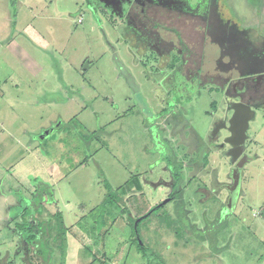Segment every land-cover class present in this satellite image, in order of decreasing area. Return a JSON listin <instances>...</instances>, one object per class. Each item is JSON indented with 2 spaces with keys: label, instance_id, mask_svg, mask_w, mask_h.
I'll list each match as a JSON object with an SVG mask.
<instances>
[{
  "label": "rangeland",
  "instance_id": "obj_1",
  "mask_svg": "<svg viewBox=\"0 0 264 264\" xmlns=\"http://www.w3.org/2000/svg\"><path fill=\"white\" fill-rule=\"evenodd\" d=\"M236 7L244 20L264 24V0ZM2 21L0 37L19 48L0 44V215L20 197L32 207L43 200L53 224L60 210L69 228L66 264H264V107L250 122L229 206L227 153L188 131L191 148L163 122L175 109L179 129L191 121L204 135L168 88L164 98L160 72L145 67L151 54L129 51L120 18L87 0H0ZM206 46L205 66L223 73L219 48ZM107 184L118 191L114 203H104ZM156 204L140 220V250L131 221ZM14 229V221L0 220V264H29ZM56 243L47 264L61 262Z\"/></svg>",
  "mask_w": 264,
  "mask_h": 264
},
{
  "label": "flooded vegetation",
  "instance_id": "obj_2",
  "mask_svg": "<svg viewBox=\"0 0 264 264\" xmlns=\"http://www.w3.org/2000/svg\"><path fill=\"white\" fill-rule=\"evenodd\" d=\"M87 1L90 7L103 10L109 18L117 16L123 21L128 32L125 37L131 40L129 51L137 55L139 49L146 55L151 54L147 56L145 67L147 71L160 72L159 90L167 94L164 98H169L170 93L165 90L168 88L175 94L173 98L182 102V112L197 117L191 120L198 119L201 132L205 130L204 135H199L194 125H189L191 121L179 129L173 121L178 112L172 109L162 120L164 123L168 120L174 126V135L180 136L182 142L192 148L193 143L186 135L189 131L191 135H197V139L206 141L207 148L212 146L217 152L222 147L231 162L232 155H228V150L232 147L223 144L230 134L227 128L232 111L228 106L242 99L256 111L264 107V68L260 69L259 54L255 51L259 44L257 40L264 37V24L244 20L236 7L238 0ZM253 2L256 0H251ZM207 43L219 48L215 61L223 73L212 74L205 66ZM243 43H249L246 45L253 48L250 60L241 48ZM243 72L256 73L246 75ZM230 73L233 76L227 79ZM212 85H216L215 89ZM224 131H227L226 135ZM239 148L237 146L233 151L237 157L233 164L231 162L232 167L245 159L243 155L248 157L247 145L242 153L238 152ZM228 189L231 194L233 185L228 184Z\"/></svg>",
  "mask_w": 264,
  "mask_h": 264
},
{
  "label": "trees",
  "instance_id": "obj_3",
  "mask_svg": "<svg viewBox=\"0 0 264 264\" xmlns=\"http://www.w3.org/2000/svg\"><path fill=\"white\" fill-rule=\"evenodd\" d=\"M246 75H250L252 73L256 72H243ZM131 183V182H130ZM128 183L127 187H130L131 184ZM176 183H179L176 182ZM134 184V183H133ZM138 189H140L141 183L136 182L135 184ZM108 187V194L104 200V203L108 202H115L116 199H118V191H115L112 189V187L107 184ZM36 191L33 192L35 194ZM170 194L171 197L174 196L173 191ZM120 198V197H119ZM122 198V196H121ZM43 200L40 202L39 207H32V205H25L21 209L20 212H18L14 219L15 223V230L19 233L21 236V239L24 240L27 246V250L25 251V255L29 258V264H47L50 261V258L52 257L53 252L55 251V243L57 240H61L60 243H56V246L60 248L61 253V262L60 264H66V256H67V231L68 227L65 226L64 220H63V214L62 212L56 211L55 217L56 223L53 224V221L51 222L50 217L46 218L43 217L45 205L43 204ZM229 204V202H228ZM42 206V207H41ZM160 205L156 204L154 205L150 211H148L145 215L140 214L138 216L139 220L136 225H134L135 220L137 217H134L132 219L133 229L138 233V240L141 239L139 235V223L140 220L144 217H148L152 212H154ZM261 215L264 216V207L261 210ZM55 228L57 230V233L53 234L52 229ZM137 245L139 246V249L145 248V243L141 239V242H137ZM30 253V254H29Z\"/></svg>",
  "mask_w": 264,
  "mask_h": 264
},
{
  "label": "water",
  "instance_id": "obj_4",
  "mask_svg": "<svg viewBox=\"0 0 264 264\" xmlns=\"http://www.w3.org/2000/svg\"><path fill=\"white\" fill-rule=\"evenodd\" d=\"M228 110L232 111L231 118L229 120V127L227 128L230 134L225 137L223 144L225 146H230L228 150V155H232L231 162L232 164L236 160L237 154H235L233 151L237 146H239L240 150L239 153H242L244 149L246 148V141L248 139V129L250 127V122L255 118L256 116V109L251 104L246 103L242 99L234 101L232 105L228 106ZM55 126H52L51 128L47 129L45 131V134H42L39 136L40 138H43L46 135H50V132ZM245 157V155H244ZM246 162V159L241 160L236 164V166L233 167L232 170V180L231 185H233L234 191L231 192L230 198H229V206H232L234 204L237 189L240 185L241 180V169L244 167ZM167 201V200H166ZM139 220V219H138ZM138 220L136 221V224L138 223Z\"/></svg>",
  "mask_w": 264,
  "mask_h": 264
},
{
  "label": "crops",
  "instance_id": "obj_5",
  "mask_svg": "<svg viewBox=\"0 0 264 264\" xmlns=\"http://www.w3.org/2000/svg\"><path fill=\"white\" fill-rule=\"evenodd\" d=\"M11 22H12V24L14 23L13 22V20H12V18H11ZM1 23H2V28H3V26L5 25V23L2 21V22H0V25H1ZM246 32V31H245ZM257 35V34H256ZM257 36H259V35H257ZM1 39H0V44L1 43H3V42H9V44H11V48L13 49V51L14 52H16V50H17V48H19V43L18 42H16V40L14 39V38H12V37H10L9 39H6L5 37H0ZM258 41V49L257 50H255L256 52H257V54H259V67H260V69L262 68V67H264V65H263V60H264V37H262V38H260V39H258L257 40ZM246 44H249V43H243V44H241V48H242V50H244V54H245V56L248 58V60H250L249 59V55L251 54H253V52L254 51H252V47L250 46V45H246ZM237 49V48H236ZM19 50V49H18ZM20 51V50H19ZM17 52V54L19 55V56H22L21 54H20V52ZM24 54V53H23ZM1 58V57H0ZM22 58L24 59V61H26V60H29V64H31L32 63V65L34 66L35 64V60H34V58L32 57V56H30L28 53H26L24 56H22ZM246 60V59H245ZM2 60L0 59V62H1ZM243 62H244V64H245V61L243 60ZM1 64V63H0ZM2 68V65H0V69ZM262 70V69H261ZM218 73V72H217ZM217 73H215V72H213L212 74H217ZM233 76V73H230L229 75H227V79H230L231 77ZM213 87L212 88H214L215 89V87H216V85H212ZM2 95H4L3 93H1ZM3 183V182H2ZM13 188H14V186H12ZM36 190V189H35ZM14 191H16L15 189H14ZM24 195V194H23ZM25 197H26V195H24ZM1 197H4V193H2V196ZM21 200V197H20V199L18 198V200L16 201V202H10V201H8L11 205H8L7 204V207L6 208H8L7 210H3V212H2V214L0 215V220H8V221H13V220H15L14 219V217H15V215H14V213L15 214H17L18 212H20L21 211V209L23 208V206H25V205H27V204H24L23 205V202H21L20 201ZM17 204H19V205H17ZM6 205V204H5ZM4 205V206H5ZM22 205V206H21ZM10 209V210H9ZM12 210H14V212L12 213ZM0 213H1V210H0ZM5 214H6V216H5ZM12 216V217H11ZM195 227H197L196 225H195ZM197 229H199V228H197ZM207 229V228H206ZM206 229H204L203 231H204V235L206 234ZM15 230V229H14ZM202 231V230H201ZM15 232V234L17 235V234H19L16 230L14 231ZM77 252H78V249H77Z\"/></svg>",
  "mask_w": 264,
  "mask_h": 264
}]
</instances>
